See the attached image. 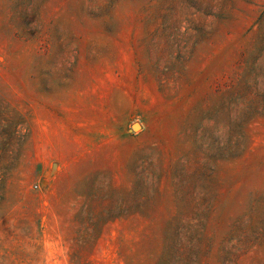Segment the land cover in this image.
Listing matches in <instances>:
<instances>
[{
	"label": "rangeland",
	"instance_id": "374dc122",
	"mask_svg": "<svg viewBox=\"0 0 264 264\" xmlns=\"http://www.w3.org/2000/svg\"><path fill=\"white\" fill-rule=\"evenodd\" d=\"M0 264H264V0H0Z\"/></svg>",
	"mask_w": 264,
	"mask_h": 264
},
{
	"label": "water",
	"instance_id": "95a60500",
	"mask_svg": "<svg viewBox=\"0 0 264 264\" xmlns=\"http://www.w3.org/2000/svg\"><path fill=\"white\" fill-rule=\"evenodd\" d=\"M138 126H139L138 123H134V124L132 125V128L135 129V128H137Z\"/></svg>",
	"mask_w": 264,
	"mask_h": 264
}]
</instances>
